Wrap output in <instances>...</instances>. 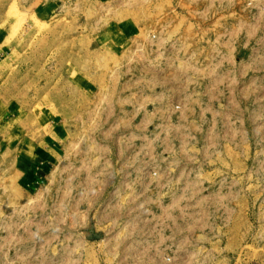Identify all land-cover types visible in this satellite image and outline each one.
Wrapping results in <instances>:
<instances>
[{
    "label": "rangeland",
    "instance_id": "rangeland-1",
    "mask_svg": "<svg viewBox=\"0 0 264 264\" xmlns=\"http://www.w3.org/2000/svg\"><path fill=\"white\" fill-rule=\"evenodd\" d=\"M15 128L0 264H264V0H0Z\"/></svg>",
    "mask_w": 264,
    "mask_h": 264
},
{
    "label": "crops",
    "instance_id": "crops-1",
    "mask_svg": "<svg viewBox=\"0 0 264 264\" xmlns=\"http://www.w3.org/2000/svg\"><path fill=\"white\" fill-rule=\"evenodd\" d=\"M180 80L181 83H188L189 79L184 80L181 78ZM190 80L191 83H194L193 78H190ZM23 131V129L15 128L6 132L7 134L4 135V138L3 134L0 133V146L6 149V152L12 156L13 162L17 165L15 179L29 182L33 180L32 178H35L37 165L43 166L45 163L50 164L53 162L56 157L57 144L55 139H49L43 144V139L38 140V138H34ZM52 131L54 132L55 130ZM29 153L32 155L31 157L28 156Z\"/></svg>",
    "mask_w": 264,
    "mask_h": 264
}]
</instances>
